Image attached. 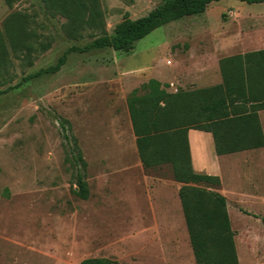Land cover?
<instances>
[{"label":"rangeland","instance_id":"374dc122","mask_svg":"<svg viewBox=\"0 0 264 264\" xmlns=\"http://www.w3.org/2000/svg\"><path fill=\"white\" fill-rule=\"evenodd\" d=\"M98 2L113 34L125 18H140L165 0ZM15 12L31 18L26 34L14 31L9 38L4 22ZM65 22L46 13L40 0H18L12 8L0 0V53L9 58L0 67V264H80L88 258L196 264L182 184L168 165L143 166L127 98L150 79L173 94L221 84L218 61L264 49V3L213 2L201 15L154 30L130 51L71 53L59 72L25 80L100 34L86 26L82 38H71ZM12 43L35 46L32 65ZM42 43L49 44L46 50ZM206 71L210 81L203 79ZM259 117L264 131V110ZM74 139L85 167L72 161ZM205 163L209 168L195 174L194 185L226 198L239 264H264V148L207 155ZM78 170L89 186L87 199L75 192Z\"/></svg>","mask_w":264,"mask_h":264},{"label":"trees","instance_id":"16d2710c","mask_svg":"<svg viewBox=\"0 0 264 264\" xmlns=\"http://www.w3.org/2000/svg\"><path fill=\"white\" fill-rule=\"evenodd\" d=\"M4 1L12 8L18 0ZM219 1L222 0H165L140 18H125L115 26L113 34H109L102 21L98 0H40L44 11L51 17L60 16L66 20L64 28L71 38H82L86 26L99 30L100 34H91L93 40L90 44L70 47L56 64L40 69L25 80L59 72L71 53L104 48L130 51L136 42L154 30L188 16L201 15L211 3ZM240 1L264 3V0ZM30 18L20 12L11 13L4 22L9 38L15 37L14 31L26 34L25 23H29ZM48 46L40 44L42 50ZM13 48L15 53L23 51V60L32 65L30 55L37 50L33 44L20 48L17 43ZM3 62L8 64L9 58L0 53V67ZM219 65L221 84L191 91L179 90L173 94L167 91L166 84L150 79L127 98L143 166L153 169L168 165L174 180L182 184L179 197L196 264H239V260L226 198L216 191L194 185L196 175L189 131L210 132L218 156L264 148V131L259 117V111L264 110V49L223 58ZM68 128L69 122L61 121L63 136L70 142ZM74 144L72 161L77 167H85L81 151L74 152L78 148L76 139ZM202 159L205 160L204 156ZM75 192L82 199L89 197V186L81 170L76 173ZM262 221L264 223V218ZM80 264L121 263L108 258H88Z\"/></svg>","mask_w":264,"mask_h":264},{"label":"crops","instance_id":"0c3cea01","mask_svg":"<svg viewBox=\"0 0 264 264\" xmlns=\"http://www.w3.org/2000/svg\"><path fill=\"white\" fill-rule=\"evenodd\" d=\"M191 52L192 49H189L186 52V54L190 55ZM203 76H204L203 79L210 81V73L206 71L203 74ZM189 142L191 147V157H192V163H193V168L195 170V174L201 172L203 169L209 168L205 163L207 155L210 157L212 156L222 157V156H218L215 152L214 138L210 132L191 129L189 131ZM202 156H204L205 160L202 159ZM177 200L179 202L178 195H177Z\"/></svg>","mask_w":264,"mask_h":264},{"label":"built area","instance_id":"2783aa9c","mask_svg":"<svg viewBox=\"0 0 264 264\" xmlns=\"http://www.w3.org/2000/svg\"><path fill=\"white\" fill-rule=\"evenodd\" d=\"M170 87H171V88H175L174 83H171V84H170ZM175 91H177V88H175Z\"/></svg>","mask_w":264,"mask_h":264}]
</instances>
